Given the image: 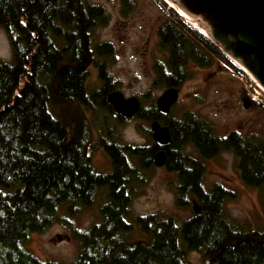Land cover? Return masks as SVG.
<instances>
[{
  "label": "trees",
  "instance_id": "obj_1",
  "mask_svg": "<svg viewBox=\"0 0 264 264\" xmlns=\"http://www.w3.org/2000/svg\"><path fill=\"white\" fill-rule=\"evenodd\" d=\"M122 3L127 14L131 1ZM163 11L156 36L164 58L154 63L152 87L180 92L194 78L191 66L206 69L215 61L244 75L175 10ZM109 19L103 5L88 0H0V29L11 49V60H0V264H60L30 251V236L58 221L60 208L75 217L101 193L99 221L74 234L79 247L70 264H192V254L201 264H264V229L235 224L226 210L233 193L221 184L207 189L203 181L206 163L231 153L241 182L262 191L264 204V138L238 131L221 137L204 117L162 116L153 102L134 115L149 125L146 144L121 143L107 124L110 117L126 122L106 100L120 86L107 64L114 48L93 44V32ZM92 69L100 84L93 90ZM150 97L148 90L143 100ZM153 121L171 137L163 168L175 177L176 205L192 199L201 210L181 224L156 213L131 216L162 150L152 139ZM96 151L106 155L108 172L93 165Z\"/></svg>",
  "mask_w": 264,
  "mask_h": 264
},
{
  "label": "rangeland",
  "instance_id": "obj_2",
  "mask_svg": "<svg viewBox=\"0 0 264 264\" xmlns=\"http://www.w3.org/2000/svg\"><path fill=\"white\" fill-rule=\"evenodd\" d=\"M88 1L103 5L110 17L106 27L97 28L93 32V44H112L114 54L107 64L113 80L119 82L117 91L125 98L136 97L143 107L155 103L166 90L164 87H152L155 78L154 63L164 58L158 49L156 31L166 19L163 10L170 6L165 0H130L132 8L125 14L122 0ZM185 23L193 26L186 21ZM0 60H11L9 40L2 29ZM191 70L194 78L186 82L180 90L178 100L171 109L173 115L181 117L185 112H193L202 116L221 137L231 131H238L245 137L264 138V92L251 84L255 80L249 74L239 68L244 73L241 75L219 61H215L210 68L199 69L191 66ZM88 85L91 90L99 88L100 85L93 69ZM148 90L151 91V97L143 100V95ZM252 100L257 105L254 106ZM107 124L114 129L121 143L132 146L146 144L142 133L149 129L148 124L134 117L127 118L123 125H118L110 117ZM92 161L98 172L109 171V161L102 151L94 152ZM203 181L207 189L214 184H221L233 193L234 198L226 203V210L235 224L242 228L264 229L263 193L243 185L233 154L223 153L209 160ZM174 188V175L167 173L163 167H155L146 176L145 184L138 188L137 195L132 200L131 216L156 213L161 217H172L177 224H181L194 213L193 200L177 206ZM104 201V194H99L90 209L81 210L75 217L67 216L64 209L60 208L56 214L58 221L45 232L31 235L27 248L42 261L53 260L60 264H70L79 247L74 234L87 230L99 221V206ZM57 236L61 237L62 242L57 241ZM189 258L192 264H201L199 255L192 254Z\"/></svg>",
  "mask_w": 264,
  "mask_h": 264
},
{
  "label": "water",
  "instance_id": "obj_3",
  "mask_svg": "<svg viewBox=\"0 0 264 264\" xmlns=\"http://www.w3.org/2000/svg\"><path fill=\"white\" fill-rule=\"evenodd\" d=\"M191 21L206 32L202 33L240 69L249 74L264 89V0H170ZM179 14V13H178ZM179 91L168 88L157 98L156 108L167 116L176 104ZM117 115L131 118L139 111L136 97L125 98L119 91L106 97ZM150 132L154 143L162 148L153 157L160 168L165 165L164 148L171 142L169 130L153 121ZM192 210L201 212L197 203ZM61 241V237L57 238Z\"/></svg>",
  "mask_w": 264,
  "mask_h": 264
},
{
  "label": "bare ground",
  "instance_id": "obj_4",
  "mask_svg": "<svg viewBox=\"0 0 264 264\" xmlns=\"http://www.w3.org/2000/svg\"><path fill=\"white\" fill-rule=\"evenodd\" d=\"M166 4H168L170 6L171 9H174L175 11H177V13H179V15L181 17L184 18V20L190 24H192L194 28H196L197 30H199L200 32H202L203 34L206 32L204 30H202V28L200 26H198L196 23H194L193 21H191L185 14H183L176 5H174L170 0H165ZM191 26V25H190ZM264 90V89H263Z\"/></svg>",
  "mask_w": 264,
  "mask_h": 264
},
{
  "label": "built area",
  "instance_id": "obj_5",
  "mask_svg": "<svg viewBox=\"0 0 264 264\" xmlns=\"http://www.w3.org/2000/svg\"><path fill=\"white\" fill-rule=\"evenodd\" d=\"M252 81V80H251ZM251 84H253L256 88H258L259 90H263L255 81H252V83ZM251 84H250V86H251ZM254 92L255 93H257V91H256V89H254ZM263 92H264V90H263ZM253 98H255V99H257L258 100V98L257 97H253Z\"/></svg>",
  "mask_w": 264,
  "mask_h": 264
},
{
  "label": "clouds",
  "instance_id": "obj_6",
  "mask_svg": "<svg viewBox=\"0 0 264 264\" xmlns=\"http://www.w3.org/2000/svg\"><path fill=\"white\" fill-rule=\"evenodd\" d=\"M244 72V71H243ZM256 82V81H255ZM258 84V83H257ZM259 85V84H258ZM260 86V85H259ZM261 87V86H260ZM262 88V87H261ZM263 89V88H262Z\"/></svg>",
  "mask_w": 264,
  "mask_h": 264
}]
</instances>
